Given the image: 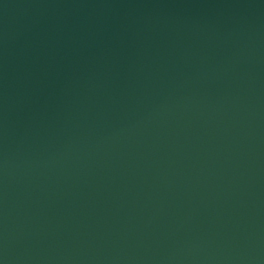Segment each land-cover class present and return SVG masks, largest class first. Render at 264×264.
<instances>
[{"label":"water","instance_id":"95a60500","mask_svg":"<svg viewBox=\"0 0 264 264\" xmlns=\"http://www.w3.org/2000/svg\"><path fill=\"white\" fill-rule=\"evenodd\" d=\"M0 264H264V0H0Z\"/></svg>","mask_w":264,"mask_h":264}]
</instances>
